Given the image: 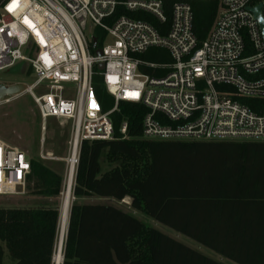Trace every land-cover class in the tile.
I'll return each mask as SVG.
<instances>
[{"label":"built area","instance_id":"obj_1","mask_svg":"<svg viewBox=\"0 0 264 264\" xmlns=\"http://www.w3.org/2000/svg\"><path fill=\"white\" fill-rule=\"evenodd\" d=\"M259 4L264 17V0H221L200 42L187 0L172 5L166 32L164 0H0V71L22 65V72L35 75L26 88L0 82L22 85L0 105L29 93L42 120L43 146L49 118L71 120L67 175L73 177L83 141L113 139L111 114L121 101L147 108L142 134L148 139L264 141V38L251 10ZM119 7L147 12L161 28L117 16ZM150 48L168 51L170 61L142 58ZM65 82L75 85L74 97L62 94ZM97 82L114 101L108 110ZM247 99L260 101L251 106ZM32 163L0 138V196L26 194Z\"/></svg>","mask_w":264,"mask_h":264},{"label":"trees","instance_id":"obj_2","mask_svg":"<svg viewBox=\"0 0 264 264\" xmlns=\"http://www.w3.org/2000/svg\"><path fill=\"white\" fill-rule=\"evenodd\" d=\"M164 0L168 29L172 5ZM194 31L203 42L214 25L221 0H187ZM158 28L151 14L119 7ZM163 30V31H164ZM142 58L170 61L168 51L150 48ZM105 110L114 101L97 82ZM258 99H247L253 106ZM258 110V109H255ZM147 108L121 101L111 114L113 139L81 145L73 195L77 199H132V208L169 226L237 264H264V141L156 140L143 137ZM127 123V132H121ZM119 164L101 172V156ZM35 194L59 197L62 175L40 161L32 163ZM31 187V186H29ZM57 204L0 206V264L7 249L12 264H53L59 233ZM63 264H225L106 203L74 202L63 243Z\"/></svg>","mask_w":264,"mask_h":264},{"label":"rangeland","instance_id":"obj_3","mask_svg":"<svg viewBox=\"0 0 264 264\" xmlns=\"http://www.w3.org/2000/svg\"><path fill=\"white\" fill-rule=\"evenodd\" d=\"M220 12V10H219ZM219 15V14H218ZM22 65H17L9 71H0V82L21 83L24 88L35 80V75H27L25 70L22 72ZM62 94L64 96H75V85L72 83H61ZM38 93V90L35 91ZM42 120L39 115L38 107L29 93L22 94L10 103L0 105V138L12 146H17L27 153L34 161H40L47 165L63 178L62 191L59 197L45 198L35 194V183H29L25 195L22 196H0V206L3 207H40L49 204H57L61 208L63 192L65 189V180L67 176V159L70 149L69 142L72 136V121L69 119L49 118L47 122V131L44 136V146L42 145ZM41 153L43 158H41ZM106 152H103L101 162V172H106L116 167L119 163H109L106 158ZM76 174V173H75ZM75 182V177H74ZM74 184V183H73ZM74 186V185H73ZM78 203H106L112 204L126 211L133 212L140 220L146 224L157 228L165 234L181 241L182 243L197 249L205 255L222 261L225 264H237L227 258L222 257L213 250L202 246L193 239L176 232L174 229L166 226L157 220L147 216L141 211L132 208V199L126 197L122 201L113 198L91 197L77 199L73 195L71 205ZM70 205V207H71ZM61 217V216H60ZM60 228V222H59ZM66 233V232H65ZM60 234V229L58 236ZM66 235V234H65ZM58 240V239H57ZM5 264H12L7 249H5Z\"/></svg>","mask_w":264,"mask_h":264},{"label":"bare ground","instance_id":"obj_4","mask_svg":"<svg viewBox=\"0 0 264 264\" xmlns=\"http://www.w3.org/2000/svg\"><path fill=\"white\" fill-rule=\"evenodd\" d=\"M74 177L71 174L67 175V181L63 192V200L61 204V217H60V234L53 254V264H61L63 258V242L65 239V232L67 230L69 211L72 199V187Z\"/></svg>","mask_w":264,"mask_h":264},{"label":"water","instance_id":"obj_5","mask_svg":"<svg viewBox=\"0 0 264 264\" xmlns=\"http://www.w3.org/2000/svg\"><path fill=\"white\" fill-rule=\"evenodd\" d=\"M261 8H262V5L259 4L257 7L252 8L251 10L254 13L255 18L259 22L261 34H262V37L264 38V17L262 16ZM94 43H95V40H94ZM101 53H102L101 50H97L96 51L97 55H101ZM98 68L99 69H103L104 65L101 63V64L98 65ZM21 90H22V85L21 84H15V85H11V86H6V85L0 83V99L3 98L6 95L18 94ZM63 261H64V255H63L61 264H63Z\"/></svg>","mask_w":264,"mask_h":264},{"label":"snow or ice","instance_id":"obj_6","mask_svg":"<svg viewBox=\"0 0 264 264\" xmlns=\"http://www.w3.org/2000/svg\"><path fill=\"white\" fill-rule=\"evenodd\" d=\"M9 10L11 11L12 9L10 8Z\"/></svg>","mask_w":264,"mask_h":264}]
</instances>
